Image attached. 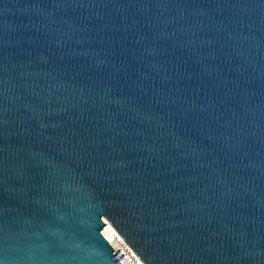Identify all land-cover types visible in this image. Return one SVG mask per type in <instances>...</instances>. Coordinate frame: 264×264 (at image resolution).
<instances>
[{"label":"water","instance_id":"obj_1","mask_svg":"<svg viewBox=\"0 0 264 264\" xmlns=\"http://www.w3.org/2000/svg\"><path fill=\"white\" fill-rule=\"evenodd\" d=\"M0 264H264V0H0Z\"/></svg>","mask_w":264,"mask_h":264}]
</instances>
